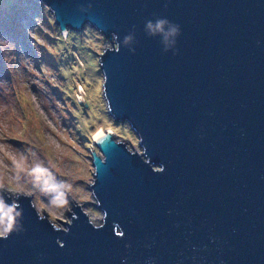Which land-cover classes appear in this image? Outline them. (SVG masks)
Instances as JSON below:
<instances>
[{
	"label": "water",
	"instance_id": "water-1",
	"mask_svg": "<svg viewBox=\"0 0 264 264\" xmlns=\"http://www.w3.org/2000/svg\"><path fill=\"white\" fill-rule=\"evenodd\" d=\"M37 1L111 42L104 98L139 150L93 138L99 224L67 194L61 228L0 188V264H264V0ZM158 18L180 27L168 51Z\"/></svg>",
	"mask_w": 264,
	"mask_h": 264
},
{
	"label": "rangeland",
	"instance_id": "rangeland-1",
	"mask_svg": "<svg viewBox=\"0 0 264 264\" xmlns=\"http://www.w3.org/2000/svg\"><path fill=\"white\" fill-rule=\"evenodd\" d=\"M65 32L37 0H0V188L30 194L61 228L71 211L66 194L94 224L103 217L88 184L94 132L109 129L139 150L104 98L98 54L111 42L89 26Z\"/></svg>",
	"mask_w": 264,
	"mask_h": 264
},
{
	"label": "clouds",
	"instance_id": "clouds-1",
	"mask_svg": "<svg viewBox=\"0 0 264 264\" xmlns=\"http://www.w3.org/2000/svg\"><path fill=\"white\" fill-rule=\"evenodd\" d=\"M165 26H167V30L165 31ZM148 33L150 35H154L156 33L163 32L165 34V40L170 41L164 48V51H168L169 48H174L175 43H176V38L180 35V27L177 24H174L170 21H168L165 18H158L155 23L152 21H147L145 25ZM130 39V37H125V43ZM175 54V53H174ZM40 219H43V217H39ZM55 227V226H53ZM8 231H10L9 228H5L3 230H0V236H5L7 235Z\"/></svg>",
	"mask_w": 264,
	"mask_h": 264
},
{
	"label": "bare ground",
	"instance_id": "bare-ground-1",
	"mask_svg": "<svg viewBox=\"0 0 264 264\" xmlns=\"http://www.w3.org/2000/svg\"><path fill=\"white\" fill-rule=\"evenodd\" d=\"M64 34L66 35V32L64 31ZM79 91L80 92H82L83 91V88L79 85ZM80 99H81V96H80ZM101 132H103L104 133V131L100 128V129H97L95 132H94V134H93V138L95 137V136H97L99 133H101Z\"/></svg>",
	"mask_w": 264,
	"mask_h": 264
}]
</instances>
